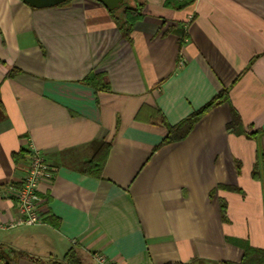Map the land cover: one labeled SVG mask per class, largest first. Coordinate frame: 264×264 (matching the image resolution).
Here are the masks:
<instances>
[{
    "label": "crops",
    "instance_id": "obj_1",
    "mask_svg": "<svg viewBox=\"0 0 264 264\" xmlns=\"http://www.w3.org/2000/svg\"><path fill=\"white\" fill-rule=\"evenodd\" d=\"M144 2L127 39L98 0H0V225L16 218L24 155L38 150L53 173L38 185L42 221L0 229L8 252L238 264L239 241L264 249V0ZM95 73L107 89L87 82ZM223 89L226 102L162 144ZM104 142L95 177L82 166Z\"/></svg>",
    "mask_w": 264,
    "mask_h": 264
},
{
    "label": "trees",
    "instance_id": "obj_2",
    "mask_svg": "<svg viewBox=\"0 0 264 264\" xmlns=\"http://www.w3.org/2000/svg\"><path fill=\"white\" fill-rule=\"evenodd\" d=\"M67 2V1H66ZM144 0H125L119 8L113 9L111 11H120V15L116 17L119 30L123 37L130 39L131 31H133L135 23L143 17V7ZM14 73L11 72V75ZM87 82L95 85V87L101 89H107V83L105 82V77L102 73H95L88 77ZM228 90H221L213 99L203 105L201 108L194 110L188 117L178 122L175 125H170L168 127V133L166 134L162 144H168L172 141H179L187 137V135L194 128L196 123L210 110L214 107L222 104L228 100ZM240 115L236 112H232L231 121L228 123V129L231 131L236 130L242 121H240ZM110 149V145L104 142L100 148L96 151L92 158L83 163L84 172H87L95 177H100L102 175L105 163L107 161V156ZM26 155H24L25 157ZM257 166L254 167V174L256 175ZM222 211H226V204L221 203ZM244 249V255L242 261L238 264H264V249L251 246L245 241H239ZM3 246H0V258L5 261V264H15L13 261L14 256L27 257L33 259L38 264H83L76 249L71 248L60 260H49L44 261L40 258L31 257L28 253L24 251H14L9 252L5 250ZM15 260V258H14ZM14 262V263H13Z\"/></svg>",
    "mask_w": 264,
    "mask_h": 264
},
{
    "label": "built area",
    "instance_id": "obj_3",
    "mask_svg": "<svg viewBox=\"0 0 264 264\" xmlns=\"http://www.w3.org/2000/svg\"><path fill=\"white\" fill-rule=\"evenodd\" d=\"M26 170L18 179V185L12 187L15 196L17 215L14 220L1 224L0 229L10 230L21 226L37 225L42 221V197L38 194V185L44 178L53 177L51 166L38 150H32L24 158ZM96 264H117L105 253H94Z\"/></svg>",
    "mask_w": 264,
    "mask_h": 264
},
{
    "label": "water",
    "instance_id": "obj_4",
    "mask_svg": "<svg viewBox=\"0 0 264 264\" xmlns=\"http://www.w3.org/2000/svg\"><path fill=\"white\" fill-rule=\"evenodd\" d=\"M27 3H29L31 6L42 8V7H51L55 6L61 3H64L68 0H24ZM101 3H103L108 9L113 10L117 9L120 7V5L125 1V0H98Z\"/></svg>",
    "mask_w": 264,
    "mask_h": 264
}]
</instances>
